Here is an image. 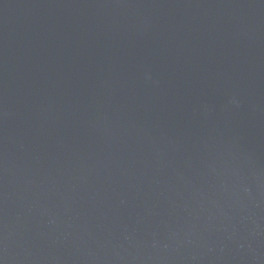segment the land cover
Instances as JSON below:
<instances>
[{"label": "water", "instance_id": "95a60500", "mask_svg": "<svg viewBox=\"0 0 264 264\" xmlns=\"http://www.w3.org/2000/svg\"><path fill=\"white\" fill-rule=\"evenodd\" d=\"M0 264H264V0H0Z\"/></svg>", "mask_w": 264, "mask_h": 264}]
</instances>
